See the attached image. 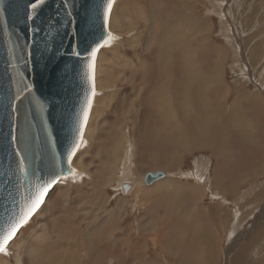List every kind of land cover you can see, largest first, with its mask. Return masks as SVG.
<instances>
[{
  "label": "rangeland",
  "instance_id": "1",
  "mask_svg": "<svg viewBox=\"0 0 264 264\" xmlns=\"http://www.w3.org/2000/svg\"><path fill=\"white\" fill-rule=\"evenodd\" d=\"M213 3L219 8L216 5L214 8ZM213 3L211 0H116L111 30L118 39L98 54L101 72L97 75L98 95L85 134L87 144L74 158L73 167L82 175L51 191L46 204L11 245L12 254H0L1 264H62L61 257L66 260L61 254L66 251L62 249V241L66 239L67 243L69 238L73 240L69 254L79 256L78 264H101L98 252L101 247L110 255L107 264H126L124 256L131 258V244V250L137 251L138 257L136 263L133 260L128 264H143L142 255L148 262L152 258L156 264H183L182 258L191 251L195 239L201 248L208 243L214 245L217 251L214 264H235L233 259L242 245L253 240L245 259L238 264H264V176L243 182L236 195L226 194L228 202L224 210L230 213L232 224L227 228V215L218 216L221 224L226 223L221 231L205 209L198 211L194 207L193 195L201 194V188L198 191L193 188L195 161L206 160L207 152H193L196 147L192 148L189 143L183 150L172 148L166 152L174 155L172 166L152 163L164 151L158 139L161 117L154 96L167 87L169 74L173 75L170 85L176 83L179 89L180 79L186 76V63L182 66L179 62L178 50L170 49V57L166 46L169 22L182 12L189 10L192 17H205L211 22V27L192 42L195 43L193 53L207 71H214L215 65L221 63L224 83L231 89L226 104L237 88L243 86L264 99V0H213ZM203 35H207L217 51L198 49L197 42ZM189 54L192 52L185 54L186 61ZM146 59L148 65L142 69L141 62ZM128 60L132 66L127 64ZM125 152H129L135 167V185L127 194L122 193L121 184L117 186ZM156 170L164 171L165 176L168 173L167 178L145 185L143 175ZM252 186L255 187L252 196L236 205V198ZM153 188L157 189L150 191ZM161 191L167 197L165 202L158 200L157 209L150 196ZM203 193L205 196L204 190ZM184 196L188 198L186 207ZM206 196L202 206L211 202L208 193ZM173 197L178 199L172 200ZM148 206H152L150 216H147ZM251 207L255 208L254 213L249 212ZM237 209L241 212L238 221L232 219L237 216L233 212ZM180 210L183 211L178 215ZM145 217H151L154 223H147ZM41 219L47 222L48 232L59 240L52 246L47 260V252L40 256L41 250L36 245L41 241L29 246V237L40 228ZM126 250L128 255L121 254Z\"/></svg>",
  "mask_w": 264,
  "mask_h": 264
},
{
  "label": "snow or ice",
  "instance_id": "2",
  "mask_svg": "<svg viewBox=\"0 0 264 264\" xmlns=\"http://www.w3.org/2000/svg\"><path fill=\"white\" fill-rule=\"evenodd\" d=\"M76 6L72 0H59V5L55 10L57 17L63 10L65 16L69 18V23L77 25L73 28L72 35L78 39V43L75 47L70 45L69 50L65 53V55L74 58V61L71 66L67 63L64 64L61 70L63 79H67L71 74L78 78L82 86H86L79 106H73L67 114V146L63 161L53 157L50 163L45 164L42 158L38 159L35 155L30 156L27 148L22 149L18 146L19 137L16 134V126L13 124L19 113L17 102L28 99L29 105L34 103L31 98L25 96L26 93H31L33 84L24 83L22 88L7 98L6 103L4 99H0V111L5 113V118L9 120L10 124L9 132L6 135L0 133V154L4 155V160L7 161V163L0 161V180L7 185L12 183L11 178L15 177L18 182L17 195L19 196V199L12 198V210L6 215L0 216V254L5 256L12 254L11 245L21 230L31 223L33 217L46 204L51 191L58 185H64L69 180H75L82 175L77 168L73 167V164L78 152L87 144L86 129L89 126L95 99L98 95L96 90L98 54L102 49L110 47L118 37L111 30V18L116 0H98L95 3L92 0H83L79 7L85 9L86 14L82 19L88 31L82 30L79 23L71 19L73 17L72 9ZM23 7L26 20L35 24L37 18H42L44 9L51 8L52 5L49 0H27ZM42 23L46 25V35L53 39L55 35H59L57 25L63 27L62 21L57 19L53 22L51 17L46 20L42 19ZM42 30L45 29L39 26L30 29L34 35L39 34ZM62 43L61 40V44L55 49H53L50 40L44 41L42 49L30 48L25 44L22 49L23 55L13 56L12 59L23 63L27 70L29 63H39L34 57L35 52L40 51V58L52 63ZM47 52H52V56H45ZM23 80L24 77L21 75V82ZM124 187L127 188L130 185L125 183ZM20 188H24V191L21 192ZM9 196H12L11 192H9Z\"/></svg>",
  "mask_w": 264,
  "mask_h": 264
},
{
  "label": "water",
  "instance_id": "3",
  "mask_svg": "<svg viewBox=\"0 0 264 264\" xmlns=\"http://www.w3.org/2000/svg\"><path fill=\"white\" fill-rule=\"evenodd\" d=\"M26 2L27 0H0V99H4L6 103L7 98L22 88L24 83L33 84L31 93H26L25 96L31 98L34 103L29 105L28 99L17 102L19 113L13 124L16 126V134L19 137L18 146L22 149L27 148L30 156L42 158L45 164L50 163L53 157L62 162L67 146V114L73 106H79L84 87H86L71 74L67 79H63L61 71L65 63L71 66L74 61V58L65 53L70 45L75 47L78 43V39L72 35L73 28L77 25L69 23V18L65 16L63 10L58 17L56 16L55 10L59 0H49L52 7H46L42 18H37L33 24L25 17L23 6ZM82 2L83 0H72V3L77 6L72 9L71 19L77 21L82 30L88 31L82 19L86 14L85 9L79 7ZM92 2L95 3L98 0H92ZM48 17H51L53 22L57 19L63 22V27L57 25L59 35H55L54 39L46 35V25L42 23V19L46 20ZM37 26L45 30L34 35L30 29ZM45 40L51 41L53 49L61 44V40L63 41L52 63L41 59L40 51H36L34 57L39 63H29L27 70L23 63L12 59L13 56L23 55L22 49L25 44L30 48L42 49ZM52 54L47 52L45 56H52ZM46 64L47 67H45ZM21 75L24 77L23 82H21ZM9 127V120L5 118V113L0 111V133L6 135ZM0 161L7 163L2 154H0ZM163 176L162 170L149 171L143 176V181L150 185ZM11 179L12 183L7 185L0 180V216L12 210L13 197L19 199L18 182L15 177ZM124 185L125 183L122 184V190L127 192L131 185L128 184L130 187L127 188ZM20 191H24V188H20ZM9 192L12 196H9Z\"/></svg>",
  "mask_w": 264,
  "mask_h": 264
},
{
  "label": "bare ground",
  "instance_id": "4",
  "mask_svg": "<svg viewBox=\"0 0 264 264\" xmlns=\"http://www.w3.org/2000/svg\"><path fill=\"white\" fill-rule=\"evenodd\" d=\"M211 2L213 3V0H211ZM216 4L213 3L214 8H215ZM217 7L219 8V5ZM189 13H190L189 10H187L185 12H182L179 17H177V16L174 17V19H172L173 21L170 20L171 21V22H169L170 26L168 27V30H167L168 40H167L166 46H167V53L169 54L170 57L172 56L170 49L176 48V51L178 50L179 62L181 63L182 66H184L183 65L184 61L186 63V65H185L186 70H185L184 75H187V77L189 78L188 83H190L191 85L196 84L195 86H197V89L196 88L193 90H192V88H190L189 90L187 89V78H186V76L183 79H180L179 84H181V86H180L181 89L178 88V84H176V83H175V85L171 86L170 83L172 84L171 78L173 77V75L169 74V78L167 77V81H166L167 87L160 89L158 91V93L154 96L155 104L158 105V107L160 108L159 115L161 117V119H159V125H158V126H160L159 135L156 133L160 138H158L157 136L156 137L159 139L160 145L163 147V148L162 147L161 148L164 151L163 150H162L163 152L161 150L160 151L162 152V154L164 156L161 155L158 161L153 160L154 162H152V163L153 164L154 163L159 164L162 167L163 166L170 167L175 162L174 155H170L169 153L166 154V152H170L171 150H173L172 148H175V149L180 148L183 150V149H185V147H187V145L189 143L190 144L192 143L194 145L197 143L196 140L199 138L198 136L200 135L199 133H200V130L202 129L203 125H201V122H199V123L196 122V123H192V124H191L192 121L189 122V116H190L189 114L190 113H192L194 111L200 112L197 109H195V107H193V104L197 103L202 108V110L208 109L212 106L213 107L216 106V103L217 104L219 103V105H220V102L224 98H226V95H228L227 94L228 93L227 86H224V85H223V87L221 86V84H223L222 83L223 81H222V78H220L218 75L220 72L218 73L217 69H215L214 72H212V73L205 75L206 73L204 72V74H203V72H202L203 67L201 68L200 61H198L197 57L195 56L196 54L193 53V50L195 48V46H194L195 43L192 44V42L195 40V38L198 35H200V33H203L204 30L207 31V29H209L211 27L210 26L211 22L209 19H207L205 17H202V18H200V17L196 18L194 16L192 17ZM223 21H224V19H223ZM222 28H225V27H222ZM228 36H230V35H228ZM197 44H198V49L200 51H203L204 49L211 50L212 48H214L215 51L218 50L213 44L209 43L207 35H205V36L203 35L201 41L197 42ZM191 52H192V54H189V56H186V58L189 57L188 58L189 60L186 61L185 60V54L191 53ZM166 56L167 55H165V57ZM100 57L101 56L99 55L98 63L100 62ZM170 57H169V59L171 60ZM167 60H168V58H167ZM172 60H173V58H172ZM144 61L141 62L142 63L141 68L142 69H146V65H148V62H149L148 59H146ZM127 64L131 65V62L128 60ZM169 64H171V62H169ZM217 67L219 68V71H220V64L217 65ZM215 71H217V73H215ZM98 72H101L99 70V64L97 65V75H98ZM173 74H174V72H173ZM96 79H97V76H96ZM192 87H194V86H192ZM177 88L179 89L178 91H177ZM175 89H176V91H175ZM220 108L218 107V109H220ZM191 118L192 117L190 116V119ZM187 131H189V135L187 134L188 133ZM198 131H199V133H198ZM216 132L218 133V131H216ZM135 135H136V133H135ZM216 136H217V138H219L218 134ZM135 139H136V136H135ZM134 143H136V142L134 141L133 144ZM169 149H170V151H169ZM121 163L123 165L122 172H121L122 174L119 175V180H118L117 186L119 187L121 184L120 188L122 190V184L128 183L131 185V187L129 189V190H131L133 188V186L135 185L134 180H133V178L135 177L134 172H133V170H134L133 168H135V167L133 166V163L131 162V160L129 158V152H125L124 159H122ZM143 169H145V168H143ZM165 174L166 173L164 172V176L162 178H167L168 173L166 176H165ZM199 174H201V173H199ZM142 181H143V177H142ZM143 183H144V181H143ZM145 185H147V184H145ZM128 191L123 192V190H122V193L127 194ZM178 195H180V194H178ZM39 224L40 225H38V226H40V228L35 229V232L31 233V237H29V240H30L29 246L31 247V246L35 245L34 243L36 241H41V244H36V245L41 250L40 256L45 255V253L47 252V254L45 255V259L47 260L49 257V254H51V252H52V249H51L52 246H54V244L56 242H59V240L56 239L51 233L48 232V230L46 229V224H47L46 221H43L41 219V220H39ZM37 231H40L41 234H37L36 233ZM71 235H73V234H71ZM73 237H75V236H73ZM70 239L71 238L67 239V241H68L67 243L65 241L66 239H64L62 241L64 243L62 249L66 250L64 253H61L62 255L66 256V260L64 259L63 256L61 257L60 262L62 264H78L79 263V261L77 260L79 256L77 254H75V256L74 255L70 256V254H69V250H70L69 247L73 241V240L71 241ZM203 240L208 242V238L206 236H203ZM155 243H156V241H155ZM252 244H253V240L252 241H246L242 245V247L240 248V250L238 251V253L235 255V257L233 259V262L235 264H238V262L242 263V261L245 259L244 256H246V253H247V251H249ZM131 246H133V245L131 244L129 246V252L130 253L133 252L131 250L132 249ZM191 246H192L191 251H189L188 255H186L185 257L182 258L183 264H188V263H190V264H214L215 259L217 257V255H216L217 251H216V248L214 247L213 244H210V243L204 244L202 246L204 248H201L199 243L198 244L196 243V239H195L193 245H191ZM48 248H49L50 252L48 251ZM170 248H172V247H170ZM172 249H174V248H172ZM159 250H160V248H159ZM98 252H100V254H101V259H100L102 262L101 264H107L108 262H110V260H107L110 257V255H109V253H107L103 249V247L99 248ZM164 254L165 255H167V254L171 255L170 253H167V252H165ZM130 257H131L130 260L131 261L134 260V262L136 263V260L138 257L137 251L134 252L133 254H131ZM165 258H164V260H165ZM141 259H142L143 264H156V261H154L152 258H150V261L148 262V258H144V255H142ZM145 260L147 262H145ZM115 261L119 262L118 259ZM187 261H188V263H187ZM0 264H1V262H0Z\"/></svg>",
  "mask_w": 264,
  "mask_h": 264
},
{
  "label": "crops",
  "instance_id": "5",
  "mask_svg": "<svg viewBox=\"0 0 264 264\" xmlns=\"http://www.w3.org/2000/svg\"><path fill=\"white\" fill-rule=\"evenodd\" d=\"M215 69H217L218 73L220 72L218 75L223 81L221 86H227L228 95H226V98L220 102V105L219 103H216V106H212L208 109L202 110L197 103L193 104V107L200 112L194 111L190 113L189 115L193 119H190L189 116V122L192 121L191 124L201 122V125L203 126L200 133L198 131L200 135L196 140V146L192 143L190 145H193L192 148L196 147L192 150L193 152H207L205 155L207 159L201 161V163L204 162V164L195 161L196 173L193 175L196 180L193 181L195 183V187L193 188L196 189V191L201 188V194L197 192L198 195L200 194L199 197L195 194L193 195L194 207L198 211L200 208L205 209L206 213L211 215L209 218L216 224L215 226L217 230L224 231L223 228L226 226V223L224 222L221 224L218 216L227 215V228H230L232 224L231 219L229 218L230 213L224 210V208L227 207L225 205L228 202L226 194L236 195L242 184H244L243 182L255 181L261 176H264V99H262L257 93L250 91L247 86H243L237 88L235 95L229 99V102L226 104L225 100L230 96L231 89L229 85H225L224 83L222 69L219 71V68L216 65L214 70ZM217 71H215V73H217ZM202 72L203 74L205 72V75H207L214 71H207L204 67L202 68ZM186 78L187 89H197V86H195L196 84L191 85L188 83L189 78L187 75ZM218 107L221 108L218 109ZM216 131H218V133ZM215 132L219 135V138H217ZM254 188L255 187L252 186L248 190H245L244 193L242 192L241 196L236 198V205L239 206L242 202L247 201V197L252 196ZM155 189L157 188H153L150 191H154ZM163 193L164 192L161 191L150 196L151 200H154L155 207H157L156 204H158L160 200L164 202L166 201L167 196ZM207 193L211 202H208L207 206H202L201 202L204 201V197H207ZM153 197L155 198L153 199ZM177 199L178 198L175 197L172 198V200ZM183 199L186 207L188 198L187 196H184ZM181 200L182 198H180V201ZM149 203L152 202L149 201ZM159 209L164 210L162 207ZM254 210L255 208L251 207L249 212L254 213ZM182 211L180 210L178 215H181ZM233 212L241 214L239 209H237V211L233 210ZM148 213L147 216L152 215V206H148ZM250 213H247V215L250 216ZM239 217L240 215H237L232 219L238 221ZM145 218L147 223L153 222L151 217ZM254 227L255 225H253V228ZM127 232L128 231H125V233ZM122 253L128 255L127 250L125 252L121 251V254ZM131 254H133V252H131ZM124 261L128 264L131 260L124 256Z\"/></svg>",
  "mask_w": 264,
  "mask_h": 264
}]
</instances>
